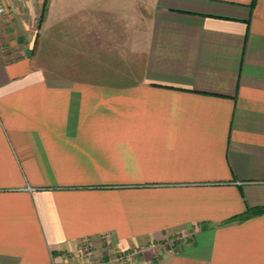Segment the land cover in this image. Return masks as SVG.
Instances as JSON below:
<instances>
[{
    "label": "crops",
    "instance_id": "0c3cea01",
    "mask_svg": "<svg viewBox=\"0 0 264 264\" xmlns=\"http://www.w3.org/2000/svg\"><path fill=\"white\" fill-rule=\"evenodd\" d=\"M1 1L0 264H264V0Z\"/></svg>",
    "mask_w": 264,
    "mask_h": 264
},
{
    "label": "built area",
    "instance_id": "2783aa9c",
    "mask_svg": "<svg viewBox=\"0 0 264 264\" xmlns=\"http://www.w3.org/2000/svg\"><path fill=\"white\" fill-rule=\"evenodd\" d=\"M7 9V5L0 0V20L7 13ZM165 249L169 253L173 252L175 250L174 242L172 240L167 241ZM138 253L139 249L137 247H130L128 250L117 254L115 260L120 264H137L135 260Z\"/></svg>",
    "mask_w": 264,
    "mask_h": 264
},
{
    "label": "trees",
    "instance_id": "16d2710c",
    "mask_svg": "<svg viewBox=\"0 0 264 264\" xmlns=\"http://www.w3.org/2000/svg\"><path fill=\"white\" fill-rule=\"evenodd\" d=\"M251 213H260V212H264V207H256L253 208L252 210H250Z\"/></svg>",
    "mask_w": 264,
    "mask_h": 264
}]
</instances>
